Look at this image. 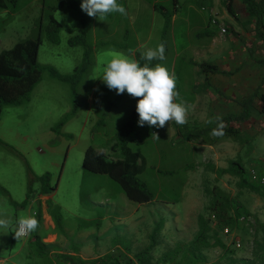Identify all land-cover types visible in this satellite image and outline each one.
<instances>
[{"label": "rangeland", "instance_id": "rangeland-1", "mask_svg": "<svg viewBox=\"0 0 264 264\" xmlns=\"http://www.w3.org/2000/svg\"><path fill=\"white\" fill-rule=\"evenodd\" d=\"M4 2L9 12L0 8V52L40 33L38 63L43 69L31 101L5 105L0 116V198L10 200L19 218L34 214L39 221L28 236L39 237L38 245L33 243L7 264H142L138 254L146 249L151 264H264V185L252 179L254 172L264 176V84L251 117L226 124L236 131L214 137L216 124L206 123L217 115L240 113L237 100L252 95L264 78V68L249 53L264 57L246 4L233 1L234 17L226 0H178L177 5L174 0H150L158 7L154 20L144 12L135 25L126 16L122 43L127 50L136 49L140 57L147 48L164 43L166 58L152 65L161 63L175 73L177 91L191 105L185 125L171 122L155 128L138 125L136 98L127 92L118 95L101 79L90 78L102 75L107 61L103 44L94 53L79 1L77 8L62 6L59 0ZM118 3L123 5L122 0ZM52 16L61 22L59 29ZM215 17L221 18L223 29L216 54L229 73L206 79L201 51L218 28ZM84 31L93 50L73 93L71 84L52 76L48 67L73 74L84 62L86 49L70 39ZM97 84L102 102L91 105ZM103 145L111 149V158L139 154L138 177L153 193L152 201L130 200L109 175L84 166L87 148L104 151ZM234 160L245 168V180L254 189L226 171ZM46 173L50 184L57 185L55 196L33 201L42 185L35 177ZM217 191L232 199L236 222L229 226L230 234L212 215ZM201 228L209 245L198 247L194 239ZM13 230L9 236L19 249L27 237L17 240ZM232 236L240 238L241 246L230 243Z\"/></svg>", "mask_w": 264, "mask_h": 264}, {"label": "trees", "instance_id": "trees-1", "mask_svg": "<svg viewBox=\"0 0 264 264\" xmlns=\"http://www.w3.org/2000/svg\"><path fill=\"white\" fill-rule=\"evenodd\" d=\"M59 1L61 5H68L72 8L78 7V0ZM233 1L234 0H226V7L232 16L237 17ZM242 1L246 4V8L253 18V32L255 37L264 44V0ZM4 7H7V4L4 0H0V8ZM51 20L56 23V26L59 29L60 23L55 20L53 16L51 17ZM82 22L86 28V22L83 18ZM54 40L57 41L58 38L56 37ZM41 43L42 39L39 33L35 39H27L25 41L18 42L10 50L0 52V116L5 105H20L28 101L34 87L41 80L43 69L38 63L39 48ZM70 43H81L85 46L86 52L82 65L76 68V71L73 74L69 75L61 74L53 67H48V69L50 70L52 76L69 82L74 93L76 83L80 79L84 69H86L89 64V55L93 50V47L88 44L85 31L82 35H77L76 37L71 38ZM249 53L250 56L264 68V57H256L252 50H249ZM200 66L201 71L204 73H229L227 70H222L211 62H201ZM263 84L264 78L258 87V90H256L252 95L237 100L242 107V111L240 113L226 115L222 118L223 121L226 124L232 125L233 123L248 120L252 115L254 100L259 95V90ZM260 97L264 101V94H261ZM126 127L127 124L120 129V132H123ZM224 130H229L230 132L236 131L232 126L225 128ZM124 152H129L127 147H124ZM130 156L131 157L111 158L102 150H97L96 148L90 146L86 150L84 166L93 172L105 173L109 175L122 186L129 199L140 203L152 201L154 198L153 193L138 177V168L136 163L140 159V156L135 153H131ZM226 171L239 175L248 186L253 189L255 188V186L245 180V168L237 160L232 161L230 163V167L227 168ZM35 179L42 184L40 187L41 193L48 194L57 188V185L50 184L49 173L36 176ZM233 210L232 199L229 196L222 194L220 191H217L211 206V211L212 215L217 218L218 224L223 226L234 225L236 222V214ZM36 240L37 239H34V242L32 243H36ZM194 244L198 247L209 245L204 228L199 230V233L194 239ZM148 251L149 250L146 249L138 254V259H140L142 264H151V262H149V258L145 254Z\"/></svg>", "mask_w": 264, "mask_h": 264}, {"label": "clouds", "instance_id": "clouds-1", "mask_svg": "<svg viewBox=\"0 0 264 264\" xmlns=\"http://www.w3.org/2000/svg\"><path fill=\"white\" fill-rule=\"evenodd\" d=\"M81 9L88 16L102 21H106L113 13L127 15L125 7L118 3V0H82ZM134 56L132 49H129L128 53H115L104 65L102 75L90 78L101 79L118 95L127 92L128 95L136 98L138 125L141 127L147 124L150 127L163 128L171 122L180 126L185 125L188 122L191 105L180 97L175 73L161 63L152 65L153 61H162L166 58L164 43H159L155 48H147L140 53V59ZM206 123L216 124L211 131L212 136L225 134L224 129L227 125L221 116L210 118ZM151 135L160 139L157 133ZM10 227H12L11 219L0 218V228ZM38 227L39 221L33 214L18 218L12 232L18 240L31 235Z\"/></svg>", "mask_w": 264, "mask_h": 264}, {"label": "crops", "instance_id": "crops-1", "mask_svg": "<svg viewBox=\"0 0 264 264\" xmlns=\"http://www.w3.org/2000/svg\"><path fill=\"white\" fill-rule=\"evenodd\" d=\"M78 1H79V10H80L82 16L88 22L89 37H90L89 42L93 45V47H95L94 53L99 49L98 46H101V44H103V47L101 46L100 49L101 48L103 49V54H104L103 58L104 59L106 58L105 59L106 61L110 60L115 53H118V52L119 53H128L126 46L122 43V36L127 34V30L124 27V26H126V25H124V20H126L125 18L127 15L129 16L130 23L136 25V23L140 21V19L137 17L138 16L140 17L142 13L146 12L148 15H150V13H151V15H152L151 17L154 20V17L156 18L157 10H158L157 5H154V4L152 5L150 0H122L123 5L127 11V15H121L119 13H113L107 17L106 21H102V20H99L98 18L88 16L87 13L81 9L82 0H78ZM216 1L217 0H213V2H216ZM57 2H58V0H57ZM174 4L177 5L178 0H174ZM54 6L56 8L59 7L58 3ZM42 8L44 9L45 5L42 6ZM161 8L163 10L166 9L164 6H162ZM1 9L4 12H9V8H7V7L1 8ZM32 11H34V10H32ZM15 13H17V11L12 12V14H15ZM220 19L215 17V25L217 24L218 28L215 27L214 30H212L213 35H212V32L210 34V35H212V41L201 52L204 53V56H205L204 57L205 61H203V62H211V63L215 64L216 66H218V68L223 70V68L221 67L220 62H219L220 59L217 57V54H216L217 51L219 50L218 48L221 44L222 34H223L222 23H221ZM55 20H57V19L55 18ZM57 21L60 23V26H62L61 22L59 20H57ZM32 22L35 25V23H36L35 19L32 20ZM209 27L211 28V25H209ZM102 30H103L102 35H99L98 32L102 31ZM134 33H135V36L138 37L139 31L135 29ZM19 42H21V41H19ZM17 43L18 42H16L11 48H13ZM139 46H142V44H140L136 47H139ZM11 48L5 49V50H10ZM5 50H2V51H5ZM132 50L135 54L134 58L140 59V57L137 55L136 49H132ZM219 74H221V73H213V72L205 73V78L211 79V78H214L215 75H219ZM209 84L210 83H207V85L211 89L212 86ZM98 89L99 88H98V84H97L95 86V88L93 89V93L91 94V101H92L90 103L91 105L97 104V103L99 105L102 102L101 100H98V96H97L99 94ZM99 95H101V94H99ZM31 99H32V97H30V99L27 102L31 101ZM24 103H22L21 105H23ZM100 148H103V150H104L103 152L106 153L108 156H110L109 152H111V149H107V147H105V145H103ZM116 150H117V148H114L113 152L114 151L116 152ZM32 174H33V176H35V174L33 172H32ZM56 189L53 190L51 193H48V194H44V193L40 192L37 195V198L33 197L32 199H33V201H40V199L42 200L44 198L51 200L55 196ZM27 195H28V190H27ZM13 201H15V200H13ZM148 202H150V201H148ZM143 203H147V202H143ZM138 204H142V203L138 202ZM3 217H7V218L11 219L13 228L15 226L16 220L19 218L17 216V212L12 208L10 200H5L3 198H0V218H3ZM12 227H10L8 229L0 228V260L3 264L12 263L10 260H12V259L14 260L16 255L23 256L22 254L23 253L25 254V250H31L32 245H34L32 243V242H34V239H37L36 243L38 245L39 237L37 238L36 235H34L33 236L34 238H32L31 240H29L27 237L26 240L23 242L22 246L19 249H15V243L13 240H11L12 236L11 237L9 236V229H12ZM62 231H63V227H62ZM5 232H8V233H5ZM14 250H17V251H14ZM16 262L19 263L20 261H16Z\"/></svg>", "mask_w": 264, "mask_h": 264}, {"label": "built area", "instance_id": "built-area-1", "mask_svg": "<svg viewBox=\"0 0 264 264\" xmlns=\"http://www.w3.org/2000/svg\"><path fill=\"white\" fill-rule=\"evenodd\" d=\"M252 179L258 180L259 183H260L261 185H264V176H260V175H258L257 172H254V173L252 174ZM223 230H224L225 233H228V234L231 233V231H230V229H229V226H225V227L223 228ZM27 237H28V236H27ZM230 243H231V244H234V245H236V246H238V247L241 246L240 238H238V237L235 238L234 236H232ZM0 264H3V263L1 262V260H0Z\"/></svg>", "mask_w": 264, "mask_h": 264}]
</instances>
